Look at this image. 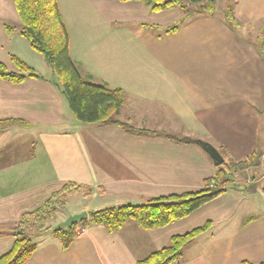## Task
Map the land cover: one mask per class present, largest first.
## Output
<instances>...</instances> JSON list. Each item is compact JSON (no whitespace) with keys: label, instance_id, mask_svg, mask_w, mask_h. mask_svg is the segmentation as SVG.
<instances>
[{"label":"crops","instance_id":"crops-1","mask_svg":"<svg viewBox=\"0 0 264 264\" xmlns=\"http://www.w3.org/2000/svg\"><path fill=\"white\" fill-rule=\"evenodd\" d=\"M238 3L236 18L245 26L264 22V0ZM58 5L79 71L95 84L125 92L121 121L209 143L224 164L257 152L260 161L248 162L225 194L168 226L144 230L130 222L114 233L78 226L67 250L50 230L36 238L37 249L24 264H137L173 236L208 222L211 228L177 264H264L258 119L264 114V57L258 44L210 16L190 20L164 38L142 26L180 22V8L152 13L143 2L118 0H58ZM20 31L14 0H0V63L16 71L11 60L16 56L45 77L21 84L0 79V120L13 122L0 131V228L18 223L70 182L92 190L90 203L75 213L89 214L196 192L215 177L219 166L196 142L77 122L54 73ZM57 220L52 226L60 225ZM14 241L0 235V257Z\"/></svg>","mask_w":264,"mask_h":264},{"label":"trees","instance_id":"trees-1","mask_svg":"<svg viewBox=\"0 0 264 264\" xmlns=\"http://www.w3.org/2000/svg\"><path fill=\"white\" fill-rule=\"evenodd\" d=\"M120 2L139 1L147 4L152 13L180 8L184 16L180 22L169 26L142 24L157 38L169 37L177 33L188 21L200 16L216 17L237 34V27L244 23L237 20L233 6L228 5L219 11L215 0H118ZM21 20V35L28 40L31 48L43 56L48 67L54 73L61 86L62 93L69 102L71 112L77 122L94 126H120L125 132L137 135L164 136L176 143H195L190 137H179L144 128L135 127L120 120L122 109L126 105L127 96L123 90L110 89L105 85L93 83L78 69L70 55L69 33L61 15L58 0H14ZM8 31L13 28L5 25ZM159 32H162L159 33ZM259 39V38H258ZM260 40V39H259ZM264 43L258 45L259 47ZM16 71H10L0 63V79L13 84H21L27 79H42L45 77L16 56L11 57ZM12 121L0 120V131L12 125ZM258 152L246 160L222 164L218 167L215 177L205 181L203 189L157 198H149L142 204H124L117 207H107L89 212L87 220L80 224L61 228L52 226L57 220L59 211L67 209L69 198L79 194L82 189L88 197L92 194L89 187L77 183L65 184L54 192L39 208L27 212L21 220L9 226L0 228V235L10 234L15 238L12 249L0 257V264H24L37 249L36 238L44 232L53 230V235L61 243L62 250H67L76 237L78 226L97 225L114 233L130 222H135L144 230H154L179 221L205 204L215 200L227 192L229 186L236 181V175L245 168L248 162L256 165ZM212 226L208 222L183 235L173 236L169 244L152 253L137 264H177L181 261L185 249ZM241 264H250L242 262Z\"/></svg>","mask_w":264,"mask_h":264},{"label":"rangeland","instance_id":"rangeland-1","mask_svg":"<svg viewBox=\"0 0 264 264\" xmlns=\"http://www.w3.org/2000/svg\"><path fill=\"white\" fill-rule=\"evenodd\" d=\"M215 1H216L217 9L219 11H221L227 3H228V5L233 6L235 16L237 17L236 10H237V4H239L238 0H215ZM237 32L241 36L243 35L247 39L257 43L258 45L264 43V22H259V23L255 24L254 26H245L244 25V28L243 27H237ZM259 49L261 52L260 53L261 56L264 57L263 45L260 46ZM258 119H259V124H260V128H259L260 140H259V143L262 146V148L264 149V132H263V130H264V114L260 115ZM131 124L133 126H137L135 124V122H132ZM137 127H139V126H137ZM249 164L253 166V161L249 162ZM239 178H241V176ZM90 196L87 197L85 195V190L82 189V191L79 194L70 197L69 201H68L67 209L64 211H59L57 221H61L60 222V224H61L66 219H68L71 214H73V213L75 214L78 211H80L82 206H83V203H90L89 202Z\"/></svg>","mask_w":264,"mask_h":264},{"label":"water","instance_id":"water-1","mask_svg":"<svg viewBox=\"0 0 264 264\" xmlns=\"http://www.w3.org/2000/svg\"><path fill=\"white\" fill-rule=\"evenodd\" d=\"M196 143L200 144L203 149L210 155V157L215 161V164L217 166H220L224 164V158L220 154V152L211 144L205 143L202 141H196ZM260 161V152L258 153V156L256 158V165ZM89 217V214L87 212H81L79 214L71 215L68 219H66L63 223H61V228L70 227L75 224H80L82 221L87 220Z\"/></svg>","mask_w":264,"mask_h":264}]
</instances>
